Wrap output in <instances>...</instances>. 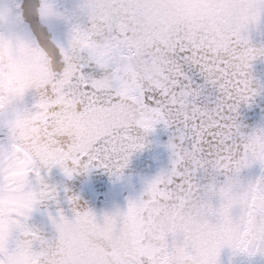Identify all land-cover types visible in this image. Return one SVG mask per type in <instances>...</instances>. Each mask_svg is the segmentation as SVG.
<instances>
[{
	"label": "snow or ice",
	"instance_id": "snow-or-ice-1",
	"mask_svg": "<svg viewBox=\"0 0 264 264\" xmlns=\"http://www.w3.org/2000/svg\"><path fill=\"white\" fill-rule=\"evenodd\" d=\"M191 8L212 20L210 33L199 40H190L181 23ZM39 15L47 21L61 13L43 0ZM64 15L71 29L66 41H55L58 53L52 48L46 53L25 34L0 32V52L12 53L7 68L0 58V83L6 79L17 94L15 116L22 129L17 140L0 123V151L14 152L30 179L23 203L17 208L9 202L22 229L9 246L27 245L37 257L63 250L55 264H163L161 243L172 247L183 238L194 207L242 182L244 170L256 165L264 170V148H250L252 141H264V128L247 132L238 119L241 105L250 106L257 95L251 70L264 49L252 46L249 30L264 17V0H79L76 10ZM30 92L34 103L27 107ZM73 111L94 114L106 124L91 148H78L60 134L58 117ZM160 125L171 132L172 166L151 180L139 199L98 215L80 210L79 197H72V219L63 212L50 217L58 233L54 240L30 227L32 213L58 195L46 173L60 168L72 179L103 169L119 179ZM36 138L58 150L41 151L33 145ZM5 171L0 158V182L9 179ZM262 186L264 174L248 185L250 191ZM3 209L0 201V216ZM93 235L107 246L92 248ZM230 247L249 256L264 254V240L254 242L246 233ZM219 256L204 264H218Z\"/></svg>",
	"mask_w": 264,
	"mask_h": 264
},
{
	"label": "clouds",
	"instance_id": "clouds-1",
	"mask_svg": "<svg viewBox=\"0 0 264 264\" xmlns=\"http://www.w3.org/2000/svg\"><path fill=\"white\" fill-rule=\"evenodd\" d=\"M189 14L182 18V25L188 30L190 40H199L207 31L210 33L212 20L206 13L197 8L189 9ZM195 25V27H189ZM264 49V47L258 48ZM12 53L5 48L0 52L5 68L11 62ZM0 123L8 127L20 139L22 129L18 127L15 116L17 94L5 79L0 83ZM60 134L67 136L78 148H91L96 136L106 127V124L94 114H77L74 111L66 116L58 117ZM260 129V128H259ZM258 129L253 130L255 134ZM33 145L43 152H56L58 149L36 138ZM22 148H28L27 143L21 144ZM250 148L259 152L264 148V141L254 140ZM15 153L0 151L6 169L4 175L9 179L0 182V201L4 203L3 214L0 216V256L4 264H33L42 259L44 264H55L57 260L64 258L63 250L54 256L37 257L27 245L16 248L9 246L10 240L19 238L22 232L16 223V217L9 211V202L17 208L21 205L27 194L30 184L28 169L18 163L14 158ZM250 182H234L225 187L223 195L212 193L208 200L204 201L199 208L191 211V220L183 230V238L172 247L161 243L163 264H204L215 253H220L225 247L236 244L245 233L254 241L264 240V186L255 191H250ZM210 205V207H209ZM221 206L224 211H221ZM251 207V214L248 209ZM123 209L117 208L109 213H116ZM15 211V209L13 210ZM140 211H143L141 209ZM121 231L120 235H125ZM90 246L102 250L107 246L103 240L95 235L89 238ZM161 259V257H158Z\"/></svg>",
	"mask_w": 264,
	"mask_h": 264
},
{
	"label": "water",
	"instance_id": "water-1",
	"mask_svg": "<svg viewBox=\"0 0 264 264\" xmlns=\"http://www.w3.org/2000/svg\"><path fill=\"white\" fill-rule=\"evenodd\" d=\"M43 0H0V32H18L29 36L46 53L49 48L55 49V41H66L71 29V22L66 13L76 10L79 0H49L55 10L61 15L47 21L39 15V7ZM30 8L31 11H26ZM7 17V22L4 21ZM252 46L264 47V17L258 25H252L249 30ZM52 57L50 56V59ZM62 62V57H59ZM252 87L257 95L249 104H242L238 119L247 132L264 128V57L254 61L251 70ZM34 93L25 97V106L34 103ZM171 132L164 126L147 136L145 147L131 156L123 175L118 179L106 170L95 169L86 174H80L69 179L60 168L52 169L45 174L46 182L55 186L57 198L41 204L32 213L28 221L30 227L38 231L45 239L54 240L58 233L52 223V218L64 216L72 219L73 206L69 203L72 197H79L80 210L92 209L98 215L114 211L117 208L126 209L129 200L139 199L147 184L162 172L172 166V154L167 145ZM264 170L259 165L244 170L243 182H254ZM221 180L223 177L220 178ZM38 250V246H37ZM218 264H264V254L249 256L225 247L221 250Z\"/></svg>",
	"mask_w": 264,
	"mask_h": 264
}]
</instances>
